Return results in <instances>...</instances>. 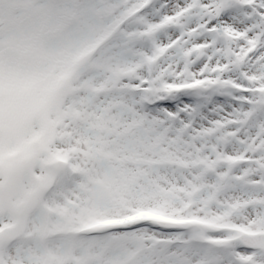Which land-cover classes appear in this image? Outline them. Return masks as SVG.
Returning <instances> with one entry per match:
<instances>
[{
	"label": "snow or ice",
	"instance_id": "1",
	"mask_svg": "<svg viewBox=\"0 0 264 264\" xmlns=\"http://www.w3.org/2000/svg\"><path fill=\"white\" fill-rule=\"evenodd\" d=\"M0 264H264V0H0Z\"/></svg>",
	"mask_w": 264,
	"mask_h": 264
}]
</instances>
